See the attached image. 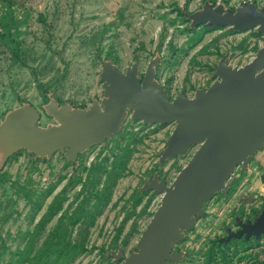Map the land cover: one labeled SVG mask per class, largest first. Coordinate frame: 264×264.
<instances>
[{
  "label": "rangeland",
  "instance_id": "obj_1",
  "mask_svg": "<svg viewBox=\"0 0 264 264\" xmlns=\"http://www.w3.org/2000/svg\"><path fill=\"white\" fill-rule=\"evenodd\" d=\"M205 1L0 0V120L21 101L43 113L44 85L56 88L52 94L62 102L89 107L104 96L99 79L108 59L124 71L138 63L142 77L150 59L160 54L156 78L171 98L180 91L191 97L210 83L213 67L222 56L241 66L264 44V35L254 29L198 27L190 31L179 8L191 14ZM214 1L234 7L242 0ZM49 121L44 116L42 124ZM173 128V124L144 125L129 119L114 141L83 154L76 172L60 153L49 162H34L24 151L11 157L0 180V264L34 254L61 224L69 228L67 236L74 242L85 237L90 250L70 264H103L102 248L116 251L122 245L126 254L134 251L160 201V196L145 193L135 206L142 182L158 169L172 180L190 159L187 154L157 166L158 152ZM127 156V166L116 170L115 161ZM88 183L102 195L111 192L107 205L103 200L95 205L84 190ZM240 194L244 196V174L233 199ZM85 197L91 199L87 210L97 215L93 223L79 214L73 227L66 219L60 224L62 215L73 213ZM55 203L61 209L43 224Z\"/></svg>",
  "mask_w": 264,
  "mask_h": 264
},
{
  "label": "water",
  "instance_id": "obj_2",
  "mask_svg": "<svg viewBox=\"0 0 264 264\" xmlns=\"http://www.w3.org/2000/svg\"><path fill=\"white\" fill-rule=\"evenodd\" d=\"M186 17L191 29L205 24L235 31L254 29L264 35V6L255 2L232 9L206 0ZM160 60V54L151 58L141 77L138 63L124 71L108 59L99 79L104 96L89 107L61 104L50 93L43 113L24 102L0 121V173L21 151L32 154L34 160L48 161L61 153L77 167L81 154L121 134L129 119L144 125H174L159 153L160 164L195 147L170 184L158 174L144 182L141 190L161 195V201L134 251L126 254L119 246L106 252L108 258L123 264L178 263L172 255L174 245L204 216L205 203L220 191L227 193L235 172L239 168L244 172L264 145V44L241 66L222 56L213 67V82L197 88L192 97L181 91L171 98L156 78ZM44 116L51 121L42 124Z\"/></svg>",
  "mask_w": 264,
  "mask_h": 264
},
{
  "label": "flooded vegetation",
  "instance_id": "obj_3",
  "mask_svg": "<svg viewBox=\"0 0 264 264\" xmlns=\"http://www.w3.org/2000/svg\"><path fill=\"white\" fill-rule=\"evenodd\" d=\"M210 1L215 4L218 3L214 0ZM251 2H255L258 7L264 6V3L260 4L257 0ZM225 5L228 6L226 3ZM235 7L231 8L235 9ZM188 23L190 24L189 21ZM206 26L208 25L204 24L199 27ZM226 56L228 57V55ZM212 82L211 79L210 83L203 87L209 86ZM185 93L187 94V92ZM79 108H86V106L83 107L82 105ZM116 138L117 136H114L104 146L94 145L85 153L89 154L97 147L104 148ZM161 149L158 152V159ZM194 150L195 147L180 157L188 154L190 158ZM82 155L79 156V165L81 164L80 157ZM162 164L157 161L158 167ZM79 165L76 167L73 164V169H78ZM155 174H158L160 179L166 177L168 184L174 180V178L170 180L168 174L159 169L153 170L148 173L139 187L140 192L143 194L148 193L149 196L154 195L153 191L143 192L141 188L148 177ZM243 174L244 196L243 194L238 195L235 201L233 195ZM156 196H160L161 201V195ZM224 203H227L225 204L226 207H221ZM213 206L221 210L211 211L210 208ZM204 210V216L196 222L194 229L186 233V238L183 241L174 245L172 255L178 260V263L171 262V264H264V145L254 154L244 172L240 168L235 172L230 190L227 193L220 191L215 194L205 203ZM256 223L258 224L256 225ZM255 225L256 228H254Z\"/></svg>",
  "mask_w": 264,
  "mask_h": 264
},
{
  "label": "trees",
  "instance_id": "obj_4",
  "mask_svg": "<svg viewBox=\"0 0 264 264\" xmlns=\"http://www.w3.org/2000/svg\"><path fill=\"white\" fill-rule=\"evenodd\" d=\"M184 12H186V10ZM184 12L182 11L181 8H179V14L185 18L186 22H188L189 20L186 18V14ZM188 27H189V30L193 32V29H191L190 26H188ZM206 28L207 29H219L222 27L206 26ZM231 30L235 31L233 29H231ZM255 33L258 35L257 32H255ZM41 90L43 93V98H44L45 103L48 102V94L56 92V88H54L53 86H47V85L41 86ZM56 99L61 104L65 103V102H62L58 98H56ZM24 102L25 101H21V103H24ZM85 106L86 105H83V107H85ZM21 152H23V151H21ZM21 152L17 153L14 156L16 157L17 155L21 154ZM24 152H26V151H24ZM30 155L33 157L32 154H30ZM33 161L34 162H39V161L49 162L47 159L34 160V158H33ZM69 163H71V162H69ZM127 163H128V156L124 157V159H122V160H116L114 163L115 169L116 170H118V169L123 170L125 168V166H127ZM78 169H76L74 172H76ZM2 175H3V173L1 172L0 173V180H2V178H1ZM119 175H120V173L117 174V176L115 177V180L119 177ZM76 181L80 182L81 179H79V177H77ZM93 187H94V185L89 186V183L85 184L84 190H88L87 195L95 200L96 206H98V203L101 200H103L102 202L107 205L111 192H107V193H105V195H102L100 190H98L97 188H94L95 190H91V188H93ZM143 195L144 194L142 192H140V190H139V196L136 200L137 202H136L135 206H137L139 203H141ZM77 199H78V197H77ZM90 203H91V199H89L88 197H85L83 202L79 205V207L73 213L69 214V212H66L62 215L60 224L62 223V221L64 219H66L67 221H69L70 226L73 227L74 224L77 223V220L80 217L79 214H82V216L85 217L86 219H91L90 223L91 222L93 223V221L97 215H96V213L94 214L91 211H89L90 208H88V210H87V206H89ZM54 206H58V207H54ZM59 209H61L59 203L52 204V206H50V211L47 212L42 223L46 224V222H48L54 215H56V213ZM85 212H87V213L84 215ZM97 213H99V212H97ZM61 232L63 233L62 235H61ZM36 233L37 232H35V234ZM67 234L69 235V228L66 229L65 224H61V226H59V225L56 226L46 236V238L43 241V244L38 248L37 251L34 252V254H32V252H29L23 257L20 256V258H18L17 260L12 262L11 264H22L23 261H26L27 264H70L80 255L90 252V250L87 248L85 237L80 241L74 242L70 237L67 236ZM66 236L68 239L66 238ZM114 245H116V247H117V243H115ZM114 245H113V247L116 248ZM120 246H122V245H120ZM106 252H105L104 248H102L103 264H116V262H114L112 260V258L107 257Z\"/></svg>",
  "mask_w": 264,
  "mask_h": 264
},
{
  "label": "built area",
  "instance_id": "obj_5",
  "mask_svg": "<svg viewBox=\"0 0 264 264\" xmlns=\"http://www.w3.org/2000/svg\"><path fill=\"white\" fill-rule=\"evenodd\" d=\"M252 0H242L241 2H239V4H238V6L239 5H242V4H244V3H249V2H251Z\"/></svg>",
  "mask_w": 264,
  "mask_h": 264
}]
</instances>
